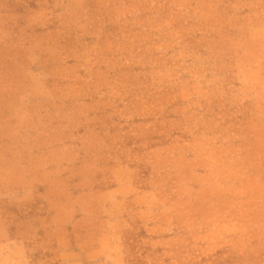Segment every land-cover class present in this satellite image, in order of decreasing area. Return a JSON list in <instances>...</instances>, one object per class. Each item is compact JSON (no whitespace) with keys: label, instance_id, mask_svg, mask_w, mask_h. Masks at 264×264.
Returning a JSON list of instances; mask_svg holds the SVG:
<instances>
[{"label":"rangeland","instance_id":"374dc122","mask_svg":"<svg viewBox=\"0 0 264 264\" xmlns=\"http://www.w3.org/2000/svg\"><path fill=\"white\" fill-rule=\"evenodd\" d=\"M0 264H264V0H0Z\"/></svg>","mask_w":264,"mask_h":264}]
</instances>
